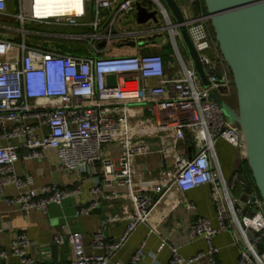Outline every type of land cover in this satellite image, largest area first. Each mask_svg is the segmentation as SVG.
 Instances as JSON below:
<instances>
[{"label": "built area", "instance_id": "1", "mask_svg": "<svg viewBox=\"0 0 264 264\" xmlns=\"http://www.w3.org/2000/svg\"><path fill=\"white\" fill-rule=\"evenodd\" d=\"M30 1L17 0L18 13L10 14L8 0H0V16L15 18L19 23L15 30L20 34L19 38L0 35V140L7 142L0 143V201L17 207L24 215L32 211L47 214L50 206L62 205L81 192L80 187L69 190L56 185L36 190L31 177L18 175V162L41 160L49 150H55L57 167L63 173H99L90 190L92 199L76 214L90 215L104 199H123L127 205L120 213L108 216L106 223L127 220L124 234L118 241H108L103 232L95 234L91 247L101 253H87L80 232H60L53 243L72 247L69 264H112L140 224H150L157 232L150 223L156 209H161L162 218L182 205L193 211L195 205L185 199V194L208 185L219 226L213 227L209 218L198 215L189 227L190 239H204L207 250L185 258L178 248H172L167 264H219V250L213 240L234 228L238 231L235 240L240 246V264H264L261 199L255 189L246 203L234 194L238 187L242 194L246 189L240 174V163L246 161L243 134L219 105L209 100L214 91L229 97L234 86L206 13H197L193 6L181 7L184 24L211 82L208 88L188 56L187 60L183 57L178 26L160 0H83L80 15L46 18L31 13ZM147 1L158 5L166 25L148 22L146 29L133 33L139 36L136 41L148 46L150 40H143L142 35L162 37L168 32L172 58L181 76L166 75V60L160 53L118 54L110 46L115 38H125L118 29V19L129 20L137 6L147 5ZM89 4L92 20L87 21ZM35 24L73 31L45 33L34 29ZM46 38L84 44L74 48L81 52L72 53ZM109 76H114L113 85ZM220 139L237 149L240 160L230 186L215 153ZM13 140H21V144L14 145ZM188 144L196 150L184 155L182 148ZM154 151L160 153L163 162L157 184L152 189L139 187L134 163ZM9 187L17 194L5 196ZM33 246L28 233L16 232L9 247L0 249V264H39L29 251ZM143 254L140 248L132 262H138Z\"/></svg>", "mask_w": 264, "mask_h": 264}, {"label": "crops", "instance_id": "2", "mask_svg": "<svg viewBox=\"0 0 264 264\" xmlns=\"http://www.w3.org/2000/svg\"><path fill=\"white\" fill-rule=\"evenodd\" d=\"M193 1L177 0L180 7L189 9L193 6L196 12L206 13L203 0H199L196 9L192 5ZM8 10L10 14L18 13L17 0L15 2L14 0H8ZM6 18L8 23L4 20ZM4 19H0V35H13L15 38H19L20 34L15 30L19 27L17 20L10 16H6ZM37 26L42 25L35 24V27ZM36 30L43 32L37 28ZM46 32L49 33L50 30ZM28 37L33 38V35H29ZM46 40L54 42L56 39L46 38ZM164 42L166 41H163L162 37L155 36L150 41V45L145 47L140 45L135 48L137 52L152 53L154 51L155 53L162 54L160 49L164 47ZM63 49L71 52L67 46ZM148 50L152 52H148ZM173 63L171 55L170 58L166 59V75L181 76L180 68ZM224 67L231 76L229 67ZM0 143L6 145L7 142L0 140ZM12 144L19 145L21 144V140H13ZM195 150L193 146L188 144L182 148V153L190 155ZM20 151L23 152V150ZM215 153L223 177L229 186L231 185L235 169L240 164L244 168L243 173L245 177L249 178L246 172L247 161V166L244 162L239 164L238 151L231 144L220 139L216 143ZM57 161L55 150H49L46 152V157L41 160L18 162L16 164V171L20 176L31 177L33 179V188L36 190H40L46 185H56L59 188L69 190L80 187L81 192L66 200L62 205L50 206L47 214L32 211L29 215H24L17 207L8 206L4 201H0V230L2 231L0 233V249L9 247L16 232L25 231L34 242V246L29 251L37 256L39 264H69L73 258V249L68 244L61 247L54 245L53 240L58 233L72 231L82 233L84 235L85 249L90 254L101 253L100 250H94L91 247L92 238L98 232H103L108 241H118L124 234L128 225L127 220L107 224L106 218L112 214L120 213L123 207L127 205V201L118 198L104 199L100 206L90 215L77 216L78 208L87 205L92 199L90 190L94 186L95 180L100 178V174L97 173L94 176L69 175L58 169ZM162 164V156L158 151H154L148 156L137 158L134 163L137 186L152 189L157 184V174ZM98 171L99 169L97 168ZM240 190L242 189L238 187L234 194L239 196L241 200L242 193H240ZM210 192V186L203 185L185 194V199L195 205L193 211H187L182 205L171 212L166 218H162L161 209H156L153 212L150 223L157 227V232L151 230L150 224H140L130 235L127 242L115 254L112 264H167L172 248H178L181 256L185 258H190L199 252L206 251L207 244L204 239H190L189 227L196 216L199 215L209 218L213 227L218 228L217 212L210 201ZM16 194L17 190L14 187H9L4 192L5 196ZM235 236H238V231L235 228L221 232L215 236L213 243L219 250L216 255V260L219 264H240V246L237 244ZM140 248L143 249L144 254L138 262L133 263L132 259ZM200 264H208V262L203 261Z\"/></svg>", "mask_w": 264, "mask_h": 264}, {"label": "water", "instance_id": "3", "mask_svg": "<svg viewBox=\"0 0 264 264\" xmlns=\"http://www.w3.org/2000/svg\"><path fill=\"white\" fill-rule=\"evenodd\" d=\"M178 26L180 41L204 87L211 86L199 54L184 24L182 9L177 0H162ZM139 4L130 16L129 23L158 24L157 11L151 1ZM214 38L222 58L231 72L237 97V108L214 91L209 100L216 102L230 123L236 124L244 137L245 153L252 184L240 170L246 184L241 201L246 203L255 189L264 211V0H203ZM124 46L144 45L130 40ZM110 85L114 76L108 77ZM253 201V199H252Z\"/></svg>", "mask_w": 264, "mask_h": 264}, {"label": "rangeland", "instance_id": "4", "mask_svg": "<svg viewBox=\"0 0 264 264\" xmlns=\"http://www.w3.org/2000/svg\"><path fill=\"white\" fill-rule=\"evenodd\" d=\"M162 3H163V5L165 6V4H164V2L162 1V0H160ZM14 2H15V0H14ZM166 7V6H165ZM152 8H153V10H155V11H157V19H158V25L157 26H160V27H163V26H165L166 25V20H165V18H164V16H163V14H162V12H161V10H160V8L158 7V5L156 4H152ZM168 10V9H167ZM91 11H92V5L91 4H89V15L87 16V21H90V20H92V14H91ZM169 12V11H168ZM162 15V16H161ZM170 17H171V15H170ZM171 20L174 22V20H173V18L171 17ZM125 22H127L128 24H129V20H128V18L125 20V19H123L122 17H120L119 19H118V29L121 31L120 32V34H122V32L123 31H132V30H136V31H140V30H143V29H146V27L145 26H147V25H142V26H132V25H128V26H125L124 24H125ZM34 28H36L35 26H33ZM40 26H37V28L39 29V30H42L43 32H45V31H47V30H50V31H58V32H66V33H68V32H70V31H73V29H70V28H64V29H59L58 27L57 28H54V27H48V28H46V27H44V26H41L40 28H39ZM148 27H150V26H148ZM143 37V40H145V41H147V40H152L153 38H155L154 36L151 38L150 37V34L149 33H145L144 35H142ZM168 32H164L163 33V36H162V39H163V41L165 40L166 42H164V44H163V46L164 47H162L161 49H160V51L162 52V53H166L167 51H172L173 50V47H172V44H171V42H170V39H169V41L167 42V40H168ZM138 38H139V36H136V35H134L133 36V38H132V40H138ZM159 38H161V37H159ZM124 39V38H123ZM123 39L121 38H115L114 40H112L111 41V43H110V46L113 48V51L115 50L118 54H136L137 53V50H136V48L135 47H132V46H124V45H122V43H124L123 42ZM55 43H57V45L58 44H61L60 42H56V41H54ZM122 42V43H121ZM65 46H67V48L69 47V48H79V45L78 44H76L75 42H73V41H65L64 43H63ZM179 47H180V50H181V53H182V55H183V57L185 58V60H187V56H186V52H185V49H184V47H183V45H182V43H181V41L179 40ZM148 52H152L151 50H148ZM152 53H155L154 51L152 52ZM173 62H174V60H173ZM174 64H176V63H174ZM233 90H234V101H235V108H237V97H236V92H235V88H233Z\"/></svg>", "mask_w": 264, "mask_h": 264}, {"label": "bare ground", "instance_id": "5", "mask_svg": "<svg viewBox=\"0 0 264 264\" xmlns=\"http://www.w3.org/2000/svg\"><path fill=\"white\" fill-rule=\"evenodd\" d=\"M83 0H31L29 7L35 17H57L65 15H80Z\"/></svg>", "mask_w": 264, "mask_h": 264}, {"label": "trees", "instance_id": "6", "mask_svg": "<svg viewBox=\"0 0 264 264\" xmlns=\"http://www.w3.org/2000/svg\"><path fill=\"white\" fill-rule=\"evenodd\" d=\"M200 1H202V0H200ZM198 2H199V0L198 1H196L195 2V4H194V6H195V9H196V7H197V4H198ZM203 4V3H202ZM197 13H201V12H199V11H197ZM4 17H6V16H0V19L1 18H3L4 19ZM5 20V22L6 23H8V20H7V18L6 19H4ZM41 27V26H40ZM39 27V28H40ZM44 27H46V26H44ZM37 28V27H36ZM35 28V29H36ZM46 28H48V27H46ZM38 29V28H37ZM58 42H60L61 44L59 45L61 48H65V45L63 44L65 41L64 40H61V39H56ZM55 40V41H56ZM76 44H78L79 46L80 45H83L84 43H76ZM146 46V45H145ZM145 46H143V47H145ZM70 50H71V52L73 53H79V52H81V50H75L74 48H70ZM73 50V51H72ZM66 51V50H65ZM162 55H163V57H164V59L166 60L167 58H170L171 57V55H172V51H167L166 53H162ZM225 66H227V64H226V62L224 61V63H223ZM219 73H220V71H219ZM232 96V97H231ZM234 90H233V92H232V94L229 96V97H226L225 98V100L227 101V103L229 104V105H231L232 107H235V101H234ZM244 164L246 165V161H244ZM247 166V165H246ZM244 169V168H243ZM246 172H247V174H248V177H249V179H250V181H251V183H252V176H251V172H250V170H249V168H248V166H247V168H246Z\"/></svg>", "mask_w": 264, "mask_h": 264}, {"label": "flooded vegetation", "instance_id": "7", "mask_svg": "<svg viewBox=\"0 0 264 264\" xmlns=\"http://www.w3.org/2000/svg\"><path fill=\"white\" fill-rule=\"evenodd\" d=\"M129 24L132 25V26H135L136 25V23H133V24L129 23ZM134 32H136V30L132 31V33L130 31L128 34L127 33L126 34L125 33L121 34L123 37H125L123 42L126 43V42H128V40H130L131 38H133V36H134L133 33Z\"/></svg>", "mask_w": 264, "mask_h": 264}]
</instances>
